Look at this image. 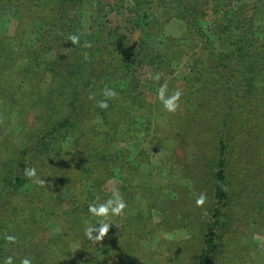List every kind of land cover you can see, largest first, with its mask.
<instances>
[{"label":"rangeland","instance_id":"1","mask_svg":"<svg viewBox=\"0 0 264 264\" xmlns=\"http://www.w3.org/2000/svg\"><path fill=\"white\" fill-rule=\"evenodd\" d=\"M216 1L206 3L214 7ZM20 2L0 0V260L11 255L15 264L24 256H29L33 264H199L200 250L221 246L219 264H264V213H258L261 206L246 196L236 195L241 192L235 182L242 169L235 165L232 144L228 141L223 146L216 133L228 110L209 133L211 148L198 156L193 150L197 132L192 131L186 138L183 131L193 126L187 123L192 116L185 113L182 123L178 119L179 114L183 116L188 92H182L174 113L164 110L157 98L160 83L167 81L172 91L182 89L186 80L188 70L175 47L158 72L160 81L152 78L156 72L149 66L138 69L140 86L119 111L113 134L116 140L94 137L102 128L96 117L83 133L56 126L58 131L49 138L46 153L30 149L28 157H22L23 146L38 142L57 123L46 127L50 123L42 117L46 111L40 113L39 107H33L30 92L17 90L29 76L25 68L30 60L20 52H27L28 47L21 46H33L40 28L31 21L32 12ZM242 2L245 8L238 12V18L247 25L264 26V0ZM75 14L81 30L86 32L90 13ZM109 20L113 27L119 24L112 15ZM181 25L179 21L170 22L169 33L180 35L184 30ZM198 48L194 42L188 43L189 52L195 53ZM49 54L45 58H51ZM262 84L257 94L248 93L244 84L237 86L231 97L233 106L244 111L256 137H264V100L256 111L245 108L242 102L264 96ZM60 112L64 113L65 108ZM144 120L149 121V134L142 131L140 122ZM241 136L243 143L252 138L247 131ZM66 156L71 160H65ZM47 159L64 172L54 170L51 174L46 169ZM62 161L71 169L69 172L66 166L61 167ZM33 167L37 175L27 177L25 169ZM219 170L224 171L220 177L216 173ZM251 174L257 177L258 171L252 168ZM205 179L212 180L209 194L198 206L199 192L194 190L193 180L200 184ZM258 179L257 183H263L262 178ZM72 181V185L62 184ZM220 184L224 191L215 196ZM250 186L252 182L247 188ZM260 189L264 193V184ZM114 190L119 191L127 207L122 215L108 217L112 226L102 241L90 240L84 229L96 218L89 214L88 204L96 198H107ZM179 197H183L180 201L184 202V210L190 212V223L185 218L177 222L171 217L169 205ZM6 234L15 235L16 242H7Z\"/></svg>","mask_w":264,"mask_h":264},{"label":"trees","instance_id":"2","mask_svg":"<svg viewBox=\"0 0 264 264\" xmlns=\"http://www.w3.org/2000/svg\"><path fill=\"white\" fill-rule=\"evenodd\" d=\"M12 1H21V7L32 12L31 21L40 25L34 45L21 46L28 47L27 52H20L27 61L30 60V65L25 68L28 78L18 84L17 90L30 92L33 95V107H39L40 113L46 111L42 116L44 120L50 121L46 127L57 123L39 137L38 142L32 146H23L22 157H28L30 149L35 152L43 149L41 152L46 153L49 138L54 137V132L58 131L56 126L65 131L80 130L83 133L82 130L90 129L89 124L96 117L102 128L94 137L100 136L106 141L116 140L113 134L116 133L119 111H123L125 102L132 98L131 93L140 86L138 69L149 66L156 73L161 72L173 54L171 48L175 47L179 50L178 58L186 64L188 70L180 89L188 92L183 102L186 107L183 116L179 114L178 119L182 123L186 119L185 113L192 116L187 123L193 126L190 130L183 131L186 138L192 131L197 132V141L192 147L194 154L211 148L209 133H213L214 123L228 110L220 120L221 128L216 133L223 146L228 141L232 144L237 161L235 165L239 170L242 169L235 182L240 185L241 192L236 195L246 196L254 205L261 206L257 209L258 213H264V193L260 189L264 184V137L254 136V131L244 117V111L234 107L231 102L237 86L244 84L246 91L253 94L260 92L258 86L263 88L264 26L247 25L237 16L245 8L242 1L259 0H217L214 7H209L206 0ZM252 6L256 7L255 4ZM79 11L90 13L89 29L86 32L79 26V18L75 14ZM110 15L119 21L116 27L111 25ZM208 18H212L210 22H207ZM172 21L182 24L184 30L180 35L173 36L169 33L168 25ZM71 33L80 36L78 44H72L67 39ZM85 42L89 46H84ZM189 42L198 45V51L189 52ZM47 52L51 53V58H45ZM51 73L53 76L50 77L48 74ZM11 81L15 82L14 79ZM105 86L114 88L118 95L109 98L108 107L102 109L96 102L104 99ZM89 96H93V99H89ZM263 100L264 96L258 95L242 103L245 108L256 111ZM62 108H65L64 113L60 112ZM55 114L58 116L53 117ZM140 125L143 127L142 131L149 134V121L144 120ZM246 131L252 138L243 143L241 135ZM30 159L33 160L31 157ZM65 160H71V157L66 156ZM45 164L51 174L54 170L64 172L49 159L45 160ZM63 166L66 165L62 161L61 167ZM66 167L64 169L69 172L71 169ZM252 168L258 171L257 177L251 174ZM222 172L224 171L219 170L216 173L220 177ZM258 178H262L263 183H257ZM6 180L7 177L2 182ZM61 180L66 181V178ZM207 180L200 181V184L193 180L194 190L199 195L209 194L212 180ZM251 182L252 186L248 189ZM72 183L73 181L62 184ZM15 184L17 183L12 186ZM221 185L215 196L224 191H221ZM180 198L183 197L169 205L171 217L177 222L185 218L190 223V212L184 210V202ZM220 247H208L209 251L206 248L200 250L199 264L222 262ZM218 256L221 257L220 260Z\"/></svg>","mask_w":264,"mask_h":264},{"label":"clouds","instance_id":"3","mask_svg":"<svg viewBox=\"0 0 264 264\" xmlns=\"http://www.w3.org/2000/svg\"><path fill=\"white\" fill-rule=\"evenodd\" d=\"M67 39L72 44H78L80 42V36L76 33H71L68 35ZM84 46H89L85 42ZM154 80L160 81V73H156L153 77ZM157 98L162 104L164 110L169 113H174L179 108V101L182 96V91L180 89H175L170 91L167 81L160 83L157 88ZM118 93L114 88L107 87L103 89L104 99L98 100L96 103L98 107L104 109L108 107V99L117 96ZM89 99H93V96H89ZM25 175L27 177H35L37 175L36 168H26ZM205 202V195L201 193L197 199L196 204L203 205ZM127 207L125 199L119 194L118 190L112 191V193L104 199L96 198L93 202L88 204L89 214L96 218L95 223H89L84 229V234L90 240L102 241L106 234L109 232L110 226L112 224L108 221V217L120 216L123 214L125 208ZM4 239L7 242L15 243L17 237L13 234H6ZM0 264H15L13 256L9 255L0 260ZM19 264H33L32 259L29 256H24L20 259Z\"/></svg>","mask_w":264,"mask_h":264}]
</instances>
